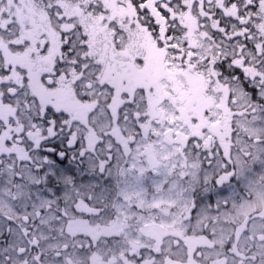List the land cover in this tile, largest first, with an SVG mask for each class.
<instances>
[{
  "label": "snow or ice",
  "instance_id": "6c2138e0",
  "mask_svg": "<svg viewBox=\"0 0 264 264\" xmlns=\"http://www.w3.org/2000/svg\"><path fill=\"white\" fill-rule=\"evenodd\" d=\"M0 264H264V0H0Z\"/></svg>",
  "mask_w": 264,
  "mask_h": 264
}]
</instances>
